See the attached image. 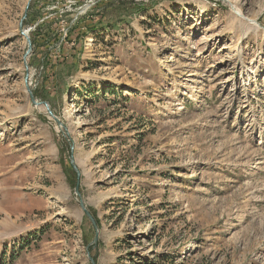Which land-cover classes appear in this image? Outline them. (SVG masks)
<instances>
[{
  "label": "rangeland",
  "instance_id": "1",
  "mask_svg": "<svg viewBox=\"0 0 264 264\" xmlns=\"http://www.w3.org/2000/svg\"><path fill=\"white\" fill-rule=\"evenodd\" d=\"M28 1L0 0V264H264V0H32L26 65Z\"/></svg>",
  "mask_w": 264,
  "mask_h": 264
},
{
  "label": "water",
  "instance_id": "2",
  "mask_svg": "<svg viewBox=\"0 0 264 264\" xmlns=\"http://www.w3.org/2000/svg\"><path fill=\"white\" fill-rule=\"evenodd\" d=\"M32 0H29L28 1V4L26 6V9H25V13H24V16L23 18L21 19V22H20V26H19V29H20V32L21 34L26 38V42H27V45H28V49L27 51L25 52L24 54V58H25V64L27 65V61H26V58L27 56L30 54L31 50H32V40H31V37H30V34L28 32V28H26L24 26V20L27 18L28 16V10H29V7H30V4H31ZM27 67V66H26ZM29 70L27 69L26 71V76H25V86H26V89L30 95V98H31V101L33 103L34 106H41L43 105L46 110H47V113L57 122V124L59 125V127L61 128H66L64 126V124L62 123V121L60 120V118L54 113V111L52 110L49 102L47 101H39L36 99L35 95H34V92H33V89L31 88L30 86V82H29ZM71 149L73 150L74 149V146H71ZM71 162L75 168V170L77 171L78 175L80 174V171L78 170L76 164H75V160H74V156H73V153L71 154ZM75 193L77 196L80 195V192H79V182L77 183L76 187H75ZM80 205L81 207L83 208V210L85 211V213L87 214V216L90 218V220L92 221V223L94 224L95 228H96V235H95V238L93 240V242L91 244H95L98 240V227L96 225V222L94 220V217L92 216L91 212L89 211V209L86 207L85 203L83 202V200H80ZM89 244L87 246V254L90 256V245ZM90 260L92 261V264H95V261L93 260V258L90 256Z\"/></svg>",
  "mask_w": 264,
  "mask_h": 264
},
{
  "label": "trees",
  "instance_id": "3",
  "mask_svg": "<svg viewBox=\"0 0 264 264\" xmlns=\"http://www.w3.org/2000/svg\"><path fill=\"white\" fill-rule=\"evenodd\" d=\"M134 3H132V7L130 8V10L132 11V12H135V11H137V8H138V5H139V3L138 2H135V1H133ZM127 9V5H126V3H122L121 4V6H120V17H119V20H115V21H113L111 24H110V27H113V25H114V27L116 28L117 26H120V25H122L123 23H125L127 20H128V15L126 14V15H122V12L123 11H125ZM116 11H117V8L115 9ZM101 12H102V14H104V11L103 10H101ZM102 18H104V16L102 15ZM113 24V25H112ZM100 25H102V26H104V28L106 27L105 26V24H103V22L100 24ZM70 170H71V178L72 177H75L76 176V173L74 172V170L72 169V167L71 168H69ZM95 216V215H94ZM96 217V216H95Z\"/></svg>",
  "mask_w": 264,
  "mask_h": 264
},
{
  "label": "bare ground",
  "instance_id": "4",
  "mask_svg": "<svg viewBox=\"0 0 264 264\" xmlns=\"http://www.w3.org/2000/svg\"><path fill=\"white\" fill-rule=\"evenodd\" d=\"M252 21H254V22H257V19H252ZM28 32H29V34H30V30L28 29ZM84 123V121H83V119L82 118H80V119H78V121L75 123V124H73V125H75V126H77V125H82ZM109 135H112V133H109L108 135H100V137L98 138V140H103V139H106Z\"/></svg>",
  "mask_w": 264,
  "mask_h": 264
}]
</instances>
